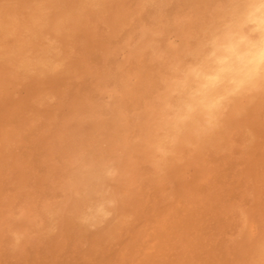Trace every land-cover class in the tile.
Wrapping results in <instances>:
<instances>
[{"label": "rangeland", "instance_id": "374dc122", "mask_svg": "<svg viewBox=\"0 0 264 264\" xmlns=\"http://www.w3.org/2000/svg\"><path fill=\"white\" fill-rule=\"evenodd\" d=\"M218 2L0 0V264H264V94L235 100L174 156L149 147L166 74L154 52L180 55ZM101 158L116 162L114 180L86 170ZM107 199L110 218L80 222Z\"/></svg>", "mask_w": 264, "mask_h": 264}, {"label": "clouds", "instance_id": "9594fccd", "mask_svg": "<svg viewBox=\"0 0 264 264\" xmlns=\"http://www.w3.org/2000/svg\"><path fill=\"white\" fill-rule=\"evenodd\" d=\"M209 15L210 20L190 37L194 43H185L180 55L154 52L166 67L149 143L160 160L174 156L178 146H191L215 132L235 100L251 102L264 94V0H219ZM85 167L106 180L119 175L111 159ZM115 203L107 199L97 204L80 222L96 227L110 218Z\"/></svg>", "mask_w": 264, "mask_h": 264}, {"label": "bare ground", "instance_id": "6f19581e", "mask_svg": "<svg viewBox=\"0 0 264 264\" xmlns=\"http://www.w3.org/2000/svg\"><path fill=\"white\" fill-rule=\"evenodd\" d=\"M25 1H26V0H25ZM39 1H40V0H39ZM53 1H54V0H53ZM67 1H68V3H69V0H66V2H67ZM73 1H74V0H73ZM75 1H76V0H75ZM81 1H82V0H81ZM108 1H109V0H108ZM8 2H9V1H8ZM36 2H37V1H36ZM60 2H62V1H60ZM60 2H59V3H60ZM84 2H85V1H84ZM118 2H119V1H118ZM40 3H41V2H40ZM45 3H46V2H45ZM57 3H58V2H57ZM59 3H58V4H59ZM71 3H72V2H71ZM90 3H91V2H90ZM120 3H121V2H120ZM123 3H124V1H123ZM13 4H14V3H13ZM28 4H31V3H28ZM63 4H64V2H63ZM79 4H80V3H79ZM91 4H93V3H91ZM36 5H37V3H36ZM41 5H42V4H40V6H41ZM15 6H16V4H15ZM37 6H38V5H37ZM49 6H51V5H49ZM60 6H61V5H60ZM83 6H84V5H83ZM113 6H114V5H113ZM32 7H33V6H32ZM35 7H36V6H35ZM56 7H58V6H56ZM56 7H55V8H56ZM72 7H73V6H72ZM92 7H93V6H92ZM8 8H9V7H8ZM53 8H54V7H53ZM55 8H54V9H55ZM60 8H61V7H60ZM62 8H63V7H62ZM75 8H76V7H75ZM101 8H102V7H101ZM3 9H4V8H3ZM6 9H7V8H6ZM27 9H28V8H27ZM27 9H26V10H27ZM35 9H36V8H35ZM42 9H43V8H42ZM44 9H45V8H44ZM44 9H43V10H44ZM79 9H80V8H79ZM28 10H30V8H29ZM72 10H73V9H72ZM72 10H71V11H72ZM101 10H102V9H101ZM17 11H19V10H17ZM33 11H34V9H33ZM73 11H74V10H73ZM82 11H83V10H82ZM82 11H81V13H82ZM120 11H121V10H120ZM20 12H22V11H20ZM23 12H24V11H23ZM36 12H38V11H36ZM36 12H35V13H36ZM40 12H41V11H40ZM105 12H106V11H105ZM0 13H1V12H0ZM77 13H79V12H77ZM95 13H96V12H95ZM13 14H14V13H13ZM16 14H17V13H16ZM88 14H89V13H88ZM96 14H97V13H96ZM116 14H117V13H116ZM116 14H115V15H116ZM19 15H20V14H19ZM25 15H26V14H25ZM33 15H34V14H33ZM37 15H38V13H37ZM40 15H41V14H40ZM92 15H95V14H92ZM121 15H122V14H121ZM10 16H11V15H10ZM29 16H30V15H29ZM42 16H43V15H42ZM42 16H41V17H42ZM68 16H69V15H68ZM78 16H79V15H78ZM90 16H91V15H90ZM119 16H120V14H119ZM23 17H24V16H22V18H23ZM26 17H27V16H26ZM38 17H39V15H38ZM38 17H37V18H38ZM93 17H94V16H93ZM96 17H97V16H96ZM98 17H99V16H98ZM98 17H97V18H98ZM2 18H3V17H2ZM7 18H8V17H7ZM19 18H20V17H19ZM35 18H36V17H35ZM64 18H65V17H64ZM84 18H85V17H84ZM121 18H122V17H121ZM3 19H4V18H3ZM9 19H10V18H9ZM14 19H15V18H14ZM27 19H28V18H27ZM31 19L33 20V17H32ZM65 19L67 20V18H65ZM68 19H69V18H68ZM70 19H71V17H70ZM72 19H73V18H72ZM99 19H100V18H99ZM11 20H12V19H11ZM23 20H24V18H23ZM36 20H37V19H36ZM42 20H43V18H42ZM76 20H77V19H76ZM88 20H89V19H88ZM118 20H120V19H118ZM122 20H123V19H122ZM0 21H1V19H0ZM86 21H87V20H86ZM29 22H30V21H29ZM39 22H40V20H39ZM63 22H64V21H63ZM76 22H77V21H76ZM88 22H89V21H88ZM90 22H91V21H90ZM117 22H118V21H117ZM1 23H2V22H1ZM15 23H16V22H15ZM20 23H21V22H20ZM25 23H26V22H25ZM37 23H38V22H37ZM46 23H47V22H46ZM64 23H65V22H64ZM82 23H83V22H82ZM107 23H108V22H107ZM113 23H114V22H113ZM115 23H116V21H115ZM2 24H3V23H2ZM33 24H34V23H33ZM42 24H43V22H42ZM61 24H62V23H61ZM89 24H90V23H89ZM116 24H117V23H116ZM116 24H115V25H116ZM19 25H20V24H19V22H18V26H19ZM29 25H31V24H29ZM44 25H46V24H43V26H44ZM87 25H88V24H87ZM9 26H11V24H10ZM13 26H14V24H13ZM60 26H61V25H60ZM117 26H118V25H117ZM117 26H116V27H117ZM4 27H5V26H4ZM4 27H3V28H4ZM31 27H32V26H31ZM40 27H41V25H40ZM58 27H59V26H58ZM3 28H2V29H3ZM11 28H12V27H11ZM17 28H18V27H17ZM63 28H64V27H63ZM69 28H70V27H69ZM92 28H93V27H92ZM0 29H1V27H0ZM8 29H9V28H8ZM24 29H25V26H24ZM56 29H57V28H56ZM77 29H78V28H77ZM77 29H76V30H77ZM21 30H22V29H21ZM34 30H35V29H34ZM51 30H52V29H51ZM62 30H63V29H62ZM68 30H69V29H68ZM0 31H1V30H0ZM25 31H26V30H25ZM25 31H24V32H25ZM13 32H14V31H13ZM13 32H12V33H13ZM5 33H6V32H5ZM7 33H8V32H7ZM26 33H27V32H26ZM30 33H31V32H30ZM60 33H61V32H60ZM75 33H76V32H75ZM97 33H98V32H97ZM94 34H95V33H94ZM24 35H25V34H24ZM59 35H60V34H59ZM77 35H79V34H77ZM22 36H23V35H22ZM29 36L31 37V34H30ZM32 36H33V35H32ZM43 36H44V35H43ZM80 36H81V35H80ZM97 36H98V35H97ZM45 37H46V34H45ZM94 37H96V36H94ZM18 38H19V37H18ZM68 38H69V37H68ZM80 38H81V37H80ZM84 38H85V37H84ZM3 39H4V38H3ZM27 39H28V38H27ZM93 39H95V38H93ZM96 39H97V41H98V38H96ZM24 40H25V39H24ZM44 40H45V38H44ZM46 40H47V38H46ZM81 40H82V39H80L79 41H81ZM5 41H7V40H5ZM27 41H28V40H27ZM30 41H31V39H30ZM75 41H76V40H75ZM77 41H78V40H77ZM3 42H4V41H3ZM41 42H42V41H41ZM41 42H39V43H41ZM43 42H44V41H43ZM45 42H46V41H45ZM47 42H48V41H47ZM0 43H2V42H0ZM30 43H31V42H30ZM51 44H52V43H51ZM73 44H74V43H73ZM80 44H81V43H80ZM14 45H15V44H14ZM20 46H21V45H20ZM40 46H41V45H40ZM42 46H43V45H42ZM61 46H62V44H61ZM2 47H3V46H2ZM2 47H1V49H3ZM75 47H76V46H75ZM81 47H82V46H81ZM96 47H97V46H96ZM5 48H6V47H5ZM33 48H34V47H33ZM33 48H32V51H33ZM51 48H52V47H51ZM76 48H78V47H76ZM76 48H75V49H76ZM19 49H20V48H19ZM34 49H35V48H34ZM21 50H22V49H21ZM76 50H77V49H76ZM85 50H86V49H85ZM40 51H41V50H40ZM42 51H43V50H42ZM73 51L75 52L74 47H73ZM81 51H82V49H81ZM9 52H10V51H9ZM21 52H22V51H21ZM33 52H34V51H33ZM58 52H59V50H58ZM70 52H71V51H70ZM78 52H79V51H78ZM30 53H32V52H30ZM40 53H41V52H40ZM60 53H61V52H60ZM79 53H80V52H79ZM84 53H85V52H84ZM84 53H83V56H84ZM26 54H27V53H26ZM47 54H48V53H47ZM57 54H58V53H57ZM3 55H4V54H3ZM3 55H2V56H3ZM59 55H60V54H59ZM92 55H93V54H92ZM35 56H36V55H35ZM35 56H34V57H35ZM24 57L26 58V55H25ZM69 57H70V56H69ZM73 57H74V56H73ZM84 57H85V56H84ZM20 58H21V57H20ZM35 58H36V57H35ZM45 58H46V56H45ZM0 59H1V56H0ZM23 59H24V58H23ZM84 59H85V58H84ZM84 59H83V60H84ZM47 60H48V59H46V61H47ZM80 60H81V59H80ZM80 60H79V61H80ZM85 60H86V59H85ZM85 60H84V61H85ZM11 61H12V60H11ZM86 61H87V60H86ZM86 61H85V62H86ZM18 62H19V61H18ZM30 62H31V61H30ZM42 62H43V61H42ZM2 63H3V62H2ZM10 63H11V62H10ZM10 63H9V64H10ZM39 63H40V62H39ZM82 63H84V62L81 61V64H82ZM15 64H16V63H14V65H15ZM45 64H46V63H45ZM56 64H57V63H56ZM58 64H59V63H58ZM3 65H5V64H3ZM34 65H35V64H34ZM41 65H42V64H41ZM53 65H54V64H53ZM59 65H60V64H59ZM85 65H86V64H85ZM55 66H57V65H55ZM86 66H87V65H86ZM15 67H16V66H15ZM38 67H39V66H38ZM42 67H43V66H42ZM46 67H47V66H46ZM59 67H60V66H59ZM3 68H4V67H3ZM8 68H9V67H8ZM29 68H30V67H29ZM29 68H28V69H29ZM32 68H33V67H32ZM36 68H37V67H36ZM39 68H40V67H39ZM48 68H49V67H48ZM66 68H67V67H66ZM78 68H79V67H78ZM81 68H82V67H81ZM87 68H88V67H87ZM87 68H86V69H87ZM1 69H2V68H1ZM28 69H27V70H28ZM69 69H70V67H69ZM2 70H3V69H2ZM13 70H14V69H13ZM20 70H21V69H20ZM23 70H24V69H23ZM75 70H76V69H75ZM10 71H11V70H10ZM60 71H61V70H60ZM71 71H72V70H71ZM71 71H70V72H71ZM82 71H83V70H82ZM18 72H19V70H18ZM23 72H24V71H23ZM27 72H28V71H27ZM27 72H26V73H27ZM44 72H46V71H44ZM61 72H63V71H61ZM72 72H73V71H72ZM5 73H6V72H5ZM26 73H25V75H26ZM28 73L30 74L31 72H28ZM58 73H59V72H58ZM83 73H84V72H83ZM83 73H82V74H83ZM86 73H87V72H86ZM67 74H68V73H67ZM107 74H108V73H107ZM6 75H7V74H6ZM15 75H16V74H15ZM20 75H21V74H20ZM22 75H23V74H22ZM59 75H60V74H59ZM108 75H109V74H108ZM23 76H24V75H23ZM27 76H28V74H27ZM29 77H30V76H29ZM67 77H68V76H67ZM80 77H81V76H80ZM80 77H79V78H80ZM26 78H27V77H26ZM102 79H103V78H102ZM36 80H37V79H36ZM27 81H30V80H27ZM41 81H42V80H41ZM42 82H43V81H42ZM43 83H44V82H43ZM44 84H45V83H44ZM42 86H43V84H42ZM40 87H41V86H40ZM38 88H39V86H38ZM60 89H61V88H60ZM38 90H39V89H38ZM61 91H62V90H61ZM45 92H46V91H45ZM59 92H60V91H59ZM42 94H43V93H42ZM47 95H49V94H47ZM34 97H35V96H34ZM85 97H86V96H85ZM82 98H83V97H82ZM74 99H75V98H74ZM86 99H88V98H86ZM4 100H5V99H3V101H4ZM263 100H264V99H263ZM6 101H7V99H6ZM1 102H2V101H1ZM81 102H82V101H81ZM86 102H87V101H86ZM261 103H262V102H261ZM1 104H4V103H1ZM14 104H15V103H14ZM71 104H72V103H71ZM85 104H86V103H85ZM87 104H89V103L87 102ZM40 105H41V104H40ZM90 105H91V104H90ZM38 106H39V105H38ZM74 106H75V105H74ZM87 107H89V105H88ZM91 107H92V106H91ZM260 107H261V106H260ZM1 108H2V107H1ZM5 108H6V107H5ZM9 108H10V107H9ZM12 109H14V108H12ZM85 109H86V108H85ZM24 110H25V108H24ZM56 110H57V109H56ZM89 110H90V109H89ZM228 110H229V109H228ZM8 111H9V110H8ZM37 111H38V110H37ZM44 111H45V110H43V112H44ZM47 111H48V108H47ZM47 111H46V112H47ZM76 111H77V110H76ZM87 111H88V110H87ZM40 112H41V111H40ZM49 112H50V111H49ZM7 113H8V112H7ZM7 113H6V115H7ZM18 113H20V112H18ZM53 113H54V112H53ZM81 113H82V112H81ZM97 113H98V112H97ZM39 114H40V113H39ZM41 114H42V113H41ZM56 114H57V113H56ZM56 114H55V115H56ZM79 114H80V113H79ZM1 115H2V114H1ZM1 115H0V116H1ZM14 115H15V114H14ZM16 115H17V114H16ZM91 115H92V114H91ZM226 115H227V114H226ZM19 116H20V114H19ZM45 116H46V114H45ZM23 117H24V116H23ZM40 117H41V116H40ZM55 117H56V116H55ZM96 117H97V116H96ZM228 117L230 118V116H228ZM228 117H227V119H229ZM1 118H2V117H1ZM30 118H31V117H30ZM30 118H29V119H30ZM94 118H95V117H94ZM6 119H7V117H6ZM44 119H47V118H44ZM68 119H69V118H68ZM73 119H74V118H73ZM231 120H232V119H231ZM231 120H230V121H231ZM30 121H31V120H30ZM154 121H155V120H154ZM76 122H77V121H76ZM89 122H90V121H89ZM24 123H25V121H24ZM64 123H65V122H64ZM93 123H94V120H93ZM153 123H154V122H153ZM232 123H233V122H232ZM25 124H27V123H25ZM103 124H104V123H103ZM27 125H28V124H27ZM31 125H34V124L32 123ZM80 125H81V124H80ZM3 126H4V124H3ZM22 126H23V125H22ZM71 126H73V125L71 124ZM78 126H79V125H78ZM81 126H82V125H81ZM99 126H102V125H99ZM105 126H106V125H105ZM149 126H150V125H149ZM14 127H16V126H14ZM153 127H154V126H153ZM8 128H9V127H8ZM22 128H23V127H22ZM30 128H31V127H30ZM30 128H29V129H30ZM82 128H83V127H82ZM85 128H86V126H85ZM110 128H111V127H110ZM226 128H227V127H226ZM226 128H225V129H226ZM0 129H2V128H0ZM3 129H4V128H3ZM33 129H34V128H33ZM58 129H59V128H58ZM66 129H67V128H66ZM68 129H69V128H68ZM78 129H79V128H78ZM93 129H94V128H93ZM225 129H224V130H225ZM15 130H16V129H15ZM15 130H14V131H15ZM30 130H31V129H30ZM70 130H71V129H70ZM75 130H76V129H75ZM84 130H86V129H84ZM84 130H83V131H84ZM0 131H1V130H0ZM8 131H9V130H8ZM19 131H20V130H19ZM60 131H61V130H60ZM60 131H59V132H60ZM68 131H69V130H68ZM81 131H82V130H81ZM95 131H97V130L95 129ZM110 131H111V130H110ZM150 131H151V130H150ZM152 131H153V130H152ZM221 131H222V130H221ZM5 132H6V131H5ZM9 132H11V131H9ZM12 132H13V130H12ZM27 132H28V131H27ZM29 132H30V131H29ZM50 132H51V131H49V133H50ZM55 132H56V131H55ZM55 132H54V133H55ZM71 132H72V131H71ZM76 132H77V130H76ZM86 132H87V131H86ZM92 132H93V131H92ZM222 132H223V131H222ZM225 132H226V131H225ZM1 133H3V132H1ZM18 133H19V132H18ZM24 133H25V132H24ZM24 133H22V134H24ZM30 133H32V131H31ZM40 133H41V132H40ZM57 133H58V132H57ZM72 133H74V132H72ZM81 133H82V132H81ZM96 133H97V132H96ZM106 133H107V132H106ZM7 134H8V133H7ZM60 134L63 135L62 133H60ZM109 134H110V133H109ZM113 134H114V133H113ZM149 134H150V133H149ZM217 134H218V133H217ZM2 135H3V134H2ZM9 135H10V133H9ZM12 135H13V134H12ZM91 135H93V134H91ZM17 136H18V135H17ZM31 136H32V135H31ZM56 136H57V135H56ZM63 136H64V135H63ZM68 136H69V135H68ZM71 136H72V135H71ZM78 136H79V135H78ZM87 136L89 137V135H87ZM147 136H148V135H147ZM150 136H151V135H150ZM215 136H216V135H215ZM220 136H221V135H220ZM2 137H3V136H2ZM12 137H13V136H12ZM18 137H19V136H18ZM61 137H62V136H61ZM79 137H80V136H79ZM82 137H83V136H82ZM92 137H95V136L93 135ZM110 137H111V136H110ZM148 137H149V136H148ZM213 137H214V136H213ZM0 138H1V137H0ZM6 138H8V137H6ZM57 138H58V137H57ZM104 138H105V137H104ZM106 138H107V137H106ZM218 138H220V137H218ZM28 139L30 140V137H29ZM38 139H39V138H38ZM51 139H52V138H51ZM54 139H55V138H54ZM59 139H60V138H59ZM62 139H63V138H62ZM62 139H61V141H62ZM66 139H67V138H66ZM71 139H72V138H71ZM77 139H78V138H77ZM89 139H90V138H89ZM148 139H149V138H148ZM222 139H223V137H222ZM1 140H2V139H1ZM23 140H24V139H23ZM39 140H40V139H39ZM72 140H74V139H72ZM19 141H20V140H19ZM57 141H58V140H57ZM74 141H76V140H74ZM82 141H83V138H82ZM148 141H149V140H148ZM150 141H151V140H150ZM150 141H149V142H150ZM199 141H200V140H199ZM202 141H203V140H202ZM202 141H201V142H202ZM21 142H22V141H21ZM41 142H42V141H41ZM48 142H49V141H48ZM51 142H52V141H51ZM71 142H73V141H71ZM87 142H88V141H87ZM90 142H92V141H90ZM19 143H20V142H19ZM27 143H28V142H27ZM52 143H54V141H53ZM88 143H89V142H88ZM125 143H126V142H125ZM193 143H194V142H193ZM2 144H3V143H2ZM6 144H7V143H6ZM31 144H32V143H31ZM74 144H75V143H74ZM76 144H77V143H76ZM89 144H90V143H89ZM116 144H117V143H116ZM204 144H205V143H204ZM206 144H207V143H206ZM206 144H205V145H206ZM209 144H210V143H209ZM213 144H214V143H213ZM7 145H8V144H7ZM27 145H28V144H27ZM33 145H34V144H33ZM46 145H47V144H46ZM60 145H61V144H60ZM65 145H66V144H65ZM80 145H82V143H81ZM87 145H88V144H87ZM126 145H127V144H126ZM147 145H148V144H147ZM195 145H196V143H195ZM201 145H202V144H201ZM8 146H9V145H8ZM20 146H21V145H20ZM42 146H43V145H42ZM48 146H49V145H48ZM61 146H62V145H61ZM84 146H85V145H84ZM10 147H11V145H10ZM10 147H9V148H10ZM72 147H73V146H72ZM76 147H77V146H76ZM180 147H181V146H180ZM183 147H184V146H183ZM193 147H194V146H193ZM26 148H27V147H26ZM36 148H37V147H36ZM40 148H41V147H40ZM46 148H47V147H46ZM54 148H55V147H54ZM0 149H2V148H0ZM15 149H16V148H15ZM42 149H43V148H42ZM60 149H61V148H60ZM69 149H70V148H69ZM69 149H68V151H69ZM71 149H72V148H71ZM89 149H90V148H89ZM184 149H185V148H184ZM9 150H10V149H9ZM9 150H8V151H9ZM50 150H52V149L49 148V151H50ZM94 150H95V149H94ZM180 150H181V149H180ZM182 150H183V149H182ZM202 150H203V149H202ZM24 151H25V150H24ZM27 151H28V150H27ZM30 151H31V150H30ZM39 151H40V150H39ZM53 151H54V150H53ZM63 151H64V150H63ZM63 151H62V152H63ZM75 151H76V150H75ZM80 151H81V150H80ZM84 151H85V150H84ZM101 151H102V150H101ZM187 151H188V150H186V152H187ZM0 152H1V150H0ZM13 152H14V151H13ZM34 152H35V151H34ZM47 152H48V151H47ZM57 152H58V151H57ZM81 152H82V151H81ZM189 152H190V151H189ZM2 153H3V152H2ZM42 153H43V152H42ZM58 153H59V152H58ZM66 153H67V152H66ZM71 153H72V150H71ZM83 153H84V152H83ZM0 154H1V153H0ZM11 154H12V153H11ZM18 154H19V153H18ZM39 154H41V153H39ZM98 155H99V154H98ZM98 155H97V156H98ZM3 156H4V155H3ZM47 156H48V155H47ZM65 156H66V155H65ZM68 156H69V155H68ZM68 156H67V157H68ZM70 156H71V155H70ZM90 156H91V155H90ZM103 156H104V155H103ZM131 156H132V155H131ZM180 156H181V155H180ZM180 156H179V157H180ZM22 157H23V156H22ZM39 157H40V156H39ZM49 157H51V156H49ZM81 157H82V156H81ZM84 157H85V156H84ZM95 157H96V156H95ZM98 157H99V156H98ZM9 158H10V156H9ZM14 158H16V157H14ZM40 158H41V157H40ZM43 158H44V157H43ZM176 158H177V157H176ZM1 159H2V158H1ZM17 159H18V158H17ZM27 159H28V158H27ZM90 159H91V158H90ZM92 159H93V158H92ZM2 160H3V159H2ZM8 160H9V159H8ZM22 160H24V159H22ZM81 160H82V159H81ZM0 161H1V160H0ZM6 161H7V158H6ZM16 161H17V160H16ZM18 161H19V160H18ZM49 161H50V160H49ZM87 161H88V160H87ZM131 161H132V160H131ZM2 162H3V161H2ZM19 162H20V161H19ZM22 162H23V161H22ZM30 162H31V161H30ZM70 162H71V161H70ZM0 163H1V162H0ZM8 163H9V162H8ZM26 163H28L27 160H26ZM81 163H82V162H81ZM160 163H161V162H160ZM16 164H17V163H16ZM34 164H35V163H34ZM71 164H72V163H71ZM162 164H164V163H162ZM32 165H33V163H32ZM75 165H76V164H75ZM165 165H166V164H165ZM6 166H7V165H6ZM24 166H25V165H24ZM30 166H31V165H30ZM39 166H40V165H39ZM133 166L135 167V165H133ZM73 167H74V166H73ZM159 167H160V165H159ZM2 168H3V167H2ZM5 168H6V167H5ZM7 168H8V167H7ZM9 168H10V167H9ZM50 168H51V166H50ZM74 168H75V167H74ZM160 168H161V167H160ZM17 169H18V168H17ZM20 169H21V168H20ZM23 169H24V168H23ZM33 169H34V168H33ZM37 169H38V168H36V170H37ZM47 169H48V168H47ZM133 169H134V168H133ZM157 169H158V167H157ZM159 170H160V169H159ZM1 171H2V170H0V173H1ZM48 171H49V170H48ZM59 171H60V170H59ZM64 171H65V170H64ZM88 171H89V170H88ZM88 171H87V172H88ZM132 172H133V171H132ZM54 173H55V172H54ZM60 173H61V172H60ZM60 173H59V174H60ZM21 174H22V173H21ZM69 174H70V173H69ZM22 175H23V174H22ZM93 175H94V174H93ZM95 175H96V174H95ZM133 175H134V177H135V174H133ZM27 176H28V175H27ZM126 176H127V175H126ZM1 177H2V176H1ZM11 177H12V176H11ZM22 177H23V176H22ZM134 177L132 176L133 179H134ZM57 178H58V177H57ZM25 179H26V178H25ZM45 179H46V178H45ZM63 179H64V178H63ZM92 179H93V178H92ZM135 179H136V178H135ZM23 180H24V178H23ZM24 181H26V180H24ZM38 181H39V180H38ZM67 181H68V180H67ZM131 181H133V180H131ZM19 182H20V181H19ZM64 182L66 183V181H64ZM136 182H137V181H136ZM20 183H22V182H20ZM67 183H68V182H67ZM67 183H66V184H67ZM76 183H77V182H76ZM132 183H133V182H132ZM38 184H39V183H38ZM40 184H42V183H40ZM68 184H69V183H68ZM85 184H86V183H85ZM134 184H135V183H134ZM21 185H22V184H21ZM36 185H37V184H36ZM80 185H81V184H80ZM0 186H1V185H0ZM38 186H39V185H38ZM55 186H56V185H55ZM57 186H58V185H57ZM77 186H78V185H77ZM2 187H3V186H2ZM36 187H37V186H36ZM67 187H68V186H67ZM69 187H70V186H69ZM79 187H80V186H79ZM127 188H128V187H127ZM138 188H139V187H138ZM69 189H70V188H69ZM71 189H72V188H71ZM73 189H74V188H73ZM102 189H103V188H102ZM130 189H131V188H130ZM80 190H81V189H80ZM82 190H83V189H82ZM76 191H77V190H76ZM139 191H140V190H139ZM81 192H82V191H81ZM86 192H87V191H86ZM126 192H127V191H126ZM140 192H141V191H140ZM70 194H71V192H70ZM87 194H88V193H87ZM90 194H91V193H90ZM260 194H261V193H260ZM0 195H1V194H0ZM83 195H84V194H83ZM91 195H92V194H91ZM67 196H68V194H67ZM86 196H87V195H86ZM261 196H262V195H261ZM81 197H82V196H81ZM259 197H260V196H259ZM87 198H88V197H87ZM89 198H90V197H89ZM194 198L196 199V197H194ZM70 199H71V198H70ZM86 200H87V199H86ZM86 200H85V201H86ZM88 200H89V199H88ZM193 200H194V199H193ZM8 201H9V200H8ZM198 201H200V200H198ZM258 201H260V200H258ZM262 201H263V200H262ZM76 203H77V202H76ZM88 203H89V202H88ZM88 203H86V204H88ZM65 204H66V203H65ZM209 204H210V203H209ZM258 204H259V203H258ZM210 205H211V204H210ZM263 205H264V204H263ZM61 206H62V205H61ZM57 207H58V206H57ZM66 207H67V206H66ZM87 207H88V206H87ZM89 207H90V206H89ZM52 209H53V208H52ZM263 210H264V209H263ZM48 211H49V210H48ZM48 211H47V212H48ZM59 211H61V210L59 209ZM53 212H55V211H53ZM77 212H78V211H77ZM85 212H86V211H85ZM66 213H67V212H66ZM86 213H87V212H86ZM257 213H258V212H257ZM261 213H262V212H261ZM61 214H62V213H61ZM48 215H49V214H48ZM63 215H64V214H63ZM81 215H82V214H81ZM23 216H24V215H23ZM50 216H51V215H50ZM50 216H49V217H50ZM75 216H76V215H75ZM263 216H264V215H263ZM63 217H64V216H63ZM65 217H67V216L65 215ZM73 217H74V216H72V218H73ZM80 217H81V216H80ZM59 219H61V218H59ZM256 219H257V218H256ZM64 220H66V219L64 218ZM33 221H34V220H33ZM47 221H48V220H47ZM52 221H53V220H52ZM60 221H61V220H60ZM257 221H258V220H257ZM22 222H23V221H22ZM22 222H19V223H22ZM48 222H49V221H48ZM64 222H65V221H64ZM68 222H69V221H68ZM73 222H74V221H73ZM30 223H31V222H30ZM34 223H35V222H34ZM66 223H67V222H66ZM77 223H78V222H77ZM1 224H2V223H1ZM7 224H9V223H7ZM61 224H62V223H61ZM74 224H75V223H74ZM78 224H79V223H78ZM262 224H263V223H262ZM47 225H48V224H47ZM49 225H50V224H49ZM59 225H60V223H59ZM64 225H65V224H64ZM68 225H69V224H68ZM68 225H66V226H68ZM70 225H71V224H70ZM16 226H17V225H16ZM71 226H72V225H71ZM39 227H40V226H39ZM51 227H52V226H51ZM54 227H55V226H54ZM59 227H60V226H59ZM74 227H75V226H74ZM77 227H79V226H77ZM41 228H42V227H41ZM81 228H82V227H81ZM6 229H7V228H6ZM19 229L22 230L21 228H19ZM19 229L16 228V230H19ZM13 230H14V229H13ZM20 230H19V231H20ZM76 230H77V228H76ZM8 231H9V230H8ZM10 231H12V230H10ZM22 232H23V231H22ZM41 232H43V231H41ZM47 232H48V231H47ZM53 232H54V231H53ZM67 232H68V231H67ZM16 233H17V232H16ZM68 233H69V232H68ZM75 233H76V232H75ZM26 234H27V233H26ZM58 234H59V233H58ZM79 234H80V233H79ZM244 234H245V233H244ZM43 235H44V234H43ZM63 235H64V234H63ZM75 235H76V234H75ZM258 235H259V234H258ZM16 236H17V235H16ZM36 236H37V235H36ZM89 236H90V235H89ZM17 237H18V236H17ZM40 237H41V236H40ZM45 237H46V236H45ZM69 237H70V236H69ZM87 237H88V236H87ZM257 237H258V236H257ZM259 237H260V236H259ZM23 238H24V237H23ZM53 238H55V236H54ZM255 238H256V236H255ZM29 239H30V238H29ZM40 239H41V238H40ZM43 239H44V237H43ZM56 239H57V238H56ZM98 239H99V237H98ZM31 240H33V239H31ZM36 240H38V239H36ZM50 240H51V239H50ZM53 240H54V239H53ZM63 240H64V239H63ZM48 241H49V240H48ZM55 241H56V240H55ZM55 241H54V242H55ZM58 241H59V240H58ZM64 241H65V240H64ZM91 241H92V240H91ZM44 243H45V242H44ZM56 243H57V242H56ZM46 244H48V243H46ZM49 244H50V243H49ZM16 245H18V244H16ZM55 245H56V244H55ZM75 245H76V244H75ZM94 245H95V244H94ZM50 246H51V247H54V246H52V244H50ZM252 246H253V245H252ZM14 247H15V246H14ZM22 247H23V246H22ZM60 247H61V246H60ZM98 247H100V246H98ZM16 248H17V247H16ZM16 248H15V249H16ZM18 248H19V247H18ZM96 248H97V247H96ZM243 248H244V247H243ZM50 249H51V248H50ZM51 250H53V249H51ZM183 250H184V249H183ZM248 250H249V249H248ZM95 251H97V250L95 249ZM184 251H186V250H184ZM251 251H252V250H251ZM92 252H93V251H92ZM94 253H95V252H94ZM94 253H93V254H94ZM249 253H250V252H249ZM263 253H264V252H263ZM246 254H247V253H246ZM261 254H262V253H261ZM242 255H243V253H242ZM263 255H264V254H263ZM245 256H246V255H245ZM253 256H254V255H253ZM180 257H181V256H180ZM190 257H191V256H190ZM192 257H193V256H192ZM156 258H157V257H156ZM163 258H164V257H163ZM177 258H178V257H177ZM193 258H194V257H193ZM195 258H196V257H195ZM245 258H247V257H245ZM251 258H252V257H251ZM257 258H259V257L257 256ZM260 258H261V257H260ZM181 259H182V258H181ZM186 259H187V257H186ZM190 259H191V258H190ZM242 259H243V258H242ZM158 260H159V258H158ZM158 260H157V261H158ZM161 260H162V259H161ZM164 260H165V258H164ZM192 260H194V259H192ZM255 260H256V259H255ZM150 261H151V260H150ZM154 261H155V260H154ZM170 261H171V260H170ZM180 261H181V260H180ZM195 261H196V259H195ZM195 261H194V263H195ZM259 261H260V260H259ZM159 262H160V261H159ZM182 262H183V261H182ZM249 262H250V261H249ZM175 263H176V261H175ZM190 263H191V262H190ZM190 263H189V264H190ZM161 264H162V262H161ZM182 264H183V263H182ZM252 264H254V263H252ZM256 264H257V263H256Z\"/></svg>", "mask_w": 264, "mask_h": 264}]
</instances>
